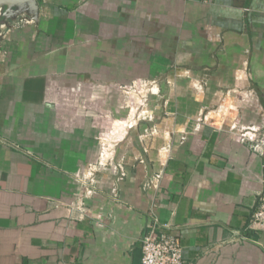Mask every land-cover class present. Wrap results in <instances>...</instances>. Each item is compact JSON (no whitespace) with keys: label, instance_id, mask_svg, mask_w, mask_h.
<instances>
[{"label":"crops","instance_id":"0c3cea01","mask_svg":"<svg viewBox=\"0 0 264 264\" xmlns=\"http://www.w3.org/2000/svg\"><path fill=\"white\" fill-rule=\"evenodd\" d=\"M36 2L0 19V264H141L153 218L184 264H264L229 129L264 131V0Z\"/></svg>","mask_w":264,"mask_h":264},{"label":"built area","instance_id":"2783aa9c","mask_svg":"<svg viewBox=\"0 0 264 264\" xmlns=\"http://www.w3.org/2000/svg\"><path fill=\"white\" fill-rule=\"evenodd\" d=\"M123 91L127 94L130 90L126 88ZM131 91L138 95L143 103L147 94H151L153 90L145 83H138L133 86ZM238 96L242 101L246 99L243 93H239ZM200 120L202 122L208 121L207 114L203 115ZM128 127L130 128L131 124ZM229 129L237 141L250 143L253 151L264 158V131L262 128L244 126L239 123L237 118H234ZM107 162L108 144L106 137H104L103 142H101L98 167H104ZM96 170L97 168L94 169V171ZM251 223L256 228L264 230V189L259 194L258 207L252 214ZM140 247L142 253L141 264H184L179 238L169 232L167 228L161 227L159 222L154 218L149 231L140 240Z\"/></svg>","mask_w":264,"mask_h":264},{"label":"water","instance_id":"95a60500","mask_svg":"<svg viewBox=\"0 0 264 264\" xmlns=\"http://www.w3.org/2000/svg\"><path fill=\"white\" fill-rule=\"evenodd\" d=\"M15 8L16 11L12 12L11 9ZM26 13L35 21L38 13V5L36 0H0V19L5 22L3 18L12 15ZM7 26V24H5Z\"/></svg>","mask_w":264,"mask_h":264},{"label":"bare ground","instance_id":"6f19581e","mask_svg":"<svg viewBox=\"0 0 264 264\" xmlns=\"http://www.w3.org/2000/svg\"><path fill=\"white\" fill-rule=\"evenodd\" d=\"M21 1V0H20ZM25 1H27V0H25Z\"/></svg>","mask_w":264,"mask_h":264}]
</instances>
